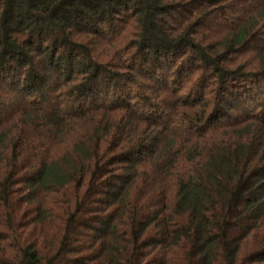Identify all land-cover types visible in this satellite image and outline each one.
Listing matches in <instances>:
<instances>
[{
  "label": "trees",
  "instance_id": "trees-1",
  "mask_svg": "<svg viewBox=\"0 0 264 264\" xmlns=\"http://www.w3.org/2000/svg\"><path fill=\"white\" fill-rule=\"evenodd\" d=\"M0 264H264V0H0Z\"/></svg>",
  "mask_w": 264,
  "mask_h": 264
}]
</instances>
